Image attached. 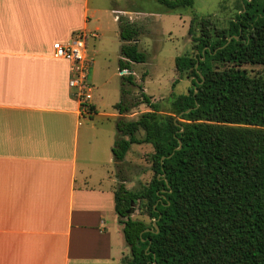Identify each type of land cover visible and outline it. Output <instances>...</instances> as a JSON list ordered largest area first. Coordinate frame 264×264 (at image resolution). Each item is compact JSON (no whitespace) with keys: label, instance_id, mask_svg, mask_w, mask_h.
I'll use <instances>...</instances> for the list:
<instances>
[{"label":"trees","instance_id":"trees-1","mask_svg":"<svg viewBox=\"0 0 264 264\" xmlns=\"http://www.w3.org/2000/svg\"><path fill=\"white\" fill-rule=\"evenodd\" d=\"M155 1L162 11L192 5ZM198 24L195 54L173 60L177 78L190 77L186 92L171 93L163 112L141 90L139 101L127 100L122 85L133 84V77L120 75L110 152L117 167L113 210L128 254L117 264H264V78L240 68L264 65V0H239L224 28ZM138 33L135 23L118 17V71L145 60ZM140 103L148 110L135 119L119 117ZM93 112L90 104L88 115ZM140 143L152 148V175L126 188L123 158ZM130 201L143 208L149 224L126 215Z\"/></svg>","mask_w":264,"mask_h":264},{"label":"crops","instance_id":"crops-1","mask_svg":"<svg viewBox=\"0 0 264 264\" xmlns=\"http://www.w3.org/2000/svg\"><path fill=\"white\" fill-rule=\"evenodd\" d=\"M90 9L102 10L87 0H0V264H117L125 255L111 133L81 124L70 65L52 56V43L86 38ZM120 11L109 10L117 36Z\"/></svg>","mask_w":264,"mask_h":264},{"label":"rangeland","instance_id":"rangeland-1","mask_svg":"<svg viewBox=\"0 0 264 264\" xmlns=\"http://www.w3.org/2000/svg\"><path fill=\"white\" fill-rule=\"evenodd\" d=\"M90 8L102 9L94 13L98 19L92 17L88 22V31L85 46L92 61L88 73V82L91 85V99L95 104L96 113L88 118L80 119L81 124L93 123L95 126L109 130L111 142L116 137L114 104L121 97V78L117 71L120 39L115 35V23L112 21L110 8L121 9L119 17L132 20L137 24L138 50L145 53V60L141 63H131L130 71L133 84L123 83L127 100H140V90L150 97V101L157 102L162 110L166 108L170 94L185 93L190 77L185 72L182 78H177L174 69V57L177 55L195 54L192 36L200 33L199 21L207 20L210 26L224 28L228 20L232 19L239 8V0H192L191 7L178 8L171 11H162L163 6L155 0H87ZM144 13V18H136ZM158 13H161L158 15ZM94 15V16H95ZM130 17V18H128ZM195 18L192 33H188L189 21ZM97 26V37L88 35L89 30ZM249 76L260 75L264 78L263 64H242L241 67ZM174 81L173 86H171ZM140 87V88H139ZM148 110L144 103L131 108L119 117L129 120L135 119L139 113ZM141 132L137 136L140 137ZM152 148L148 143L131 144L126 151L124 161V174L129 178L124 183L126 188L134 189L140 184L147 183L152 175L149 155ZM116 166L111 164L109 171L114 179L113 188L117 186ZM133 211L128 215L132 219H140L149 224L150 219L142 207L132 205ZM124 242V241H123ZM125 244V243H124ZM124 254L128 249L123 247Z\"/></svg>","mask_w":264,"mask_h":264},{"label":"built area","instance_id":"built-area-1","mask_svg":"<svg viewBox=\"0 0 264 264\" xmlns=\"http://www.w3.org/2000/svg\"><path fill=\"white\" fill-rule=\"evenodd\" d=\"M91 36H95L91 33ZM85 34L77 33L71 41L66 43H52V56L65 60L70 65V75L67 81L71 94L78 103L81 114H89L91 98V85L88 82V73L92 58L85 51ZM127 72V69L119 71V75Z\"/></svg>","mask_w":264,"mask_h":264},{"label":"water","instance_id":"water-1","mask_svg":"<svg viewBox=\"0 0 264 264\" xmlns=\"http://www.w3.org/2000/svg\"><path fill=\"white\" fill-rule=\"evenodd\" d=\"M177 148H179V144H178ZM132 205H133V204H132V201H130V202H129V207H128V209L126 210V215H129V214L133 211ZM152 225L155 226V225H154V221H152ZM145 230H149V229H145Z\"/></svg>","mask_w":264,"mask_h":264}]
</instances>
